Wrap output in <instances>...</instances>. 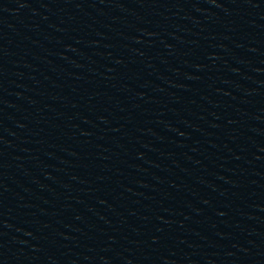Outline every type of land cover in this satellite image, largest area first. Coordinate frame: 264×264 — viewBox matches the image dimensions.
Instances as JSON below:
<instances>
[{
	"label": "water",
	"instance_id": "1",
	"mask_svg": "<svg viewBox=\"0 0 264 264\" xmlns=\"http://www.w3.org/2000/svg\"><path fill=\"white\" fill-rule=\"evenodd\" d=\"M0 264H264V0H0Z\"/></svg>",
	"mask_w": 264,
	"mask_h": 264
}]
</instances>
